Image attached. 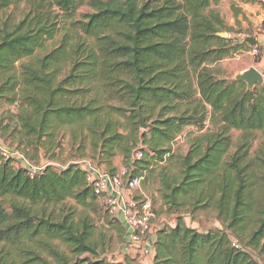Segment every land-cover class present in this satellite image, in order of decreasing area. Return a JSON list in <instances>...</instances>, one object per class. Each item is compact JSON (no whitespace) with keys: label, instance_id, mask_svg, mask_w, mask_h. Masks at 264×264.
<instances>
[{"label":"trees","instance_id":"obj_1","mask_svg":"<svg viewBox=\"0 0 264 264\" xmlns=\"http://www.w3.org/2000/svg\"><path fill=\"white\" fill-rule=\"evenodd\" d=\"M84 1L0 0V98L19 104L17 147L41 160L30 175L0 155V264H124L100 257L106 244L88 216L55 215L66 200L97 204L80 164L86 155L109 175L119 156L124 182L157 185L175 223L156 232L153 264H259L253 253L264 264V153L250 154L264 129V85L248 89L211 68L248 49L217 36L224 24L210 6L218 0H89L90 12L34 58ZM22 3L18 18L8 13ZM187 128L200 133L187 136L185 153L173 152ZM64 129L76 154L58 166L48 153ZM206 209L221 229L186 226L182 214Z\"/></svg>","mask_w":264,"mask_h":264},{"label":"rangeland","instance_id":"obj_2","mask_svg":"<svg viewBox=\"0 0 264 264\" xmlns=\"http://www.w3.org/2000/svg\"><path fill=\"white\" fill-rule=\"evenodd\" d=\"M89 0H85L82 4H80L76 10L73 12L72 16L70 19H60L58 21V25L61 28L60 32L58 35L53 39L46 41L44 43L43 49L40 51L38 50L34 58H42L44 55H46L50 50L55 48L57 44L61 41L62 35L64 33V30L70 29V23L71 21L76 22L80 21L87 13H89V8L87 6V2ZM20 9L26 10V5L25 3H22L21 6L17 8H12L11 10L8 11V13L12 14L14 13L17 18L18 15L20 14ZM71 40L70 42H72ZM238 54V53H236ZM254 60L257 61V58L254 57ZM228 68L225 66V69ZM217 73L221 74L219 76H222V69L217 68L215 70ZM264 72V71H263ZM262 72L263 76V83L262 84H257V86L264 85V74ZM224 73V72H223ZM225 75V74H224ZM223 75V76H224ZM232 76V75H231ZM229 76L228 80H233V78ZM3 97V96H0ZM19 112V104L18 103H8L6 98H0V128H8L7 131L5 132V136L1 137L3 140L4 146L11 150V151H17L20 154H22L25 159L29 162L30 165H32L34 168L39 167L41 164L39 159L35 160L33 153L28 151L24 152L22 148H18V127H17V114ZM144 124L149 125V123H146L144 121ZM141 131H144L146 129L140 128ZM204 130L202 131V133ZM191 133H197L199 134L200 132H197L196 129L194 128H187L183 131L182 135H180L175 141L171 143V150L173 152H179V153H185L187 151V136ZM0 135H1V130H0ZM240 133L238 131H232L229 134L231 142L235 145L238 138H239ZM57 143L60 145L59 148L54 149L52 152L48 153V156L52 157L56 160L53 161L56 165L58 166H65L67 163H69L71 158L73 157L74 154H76L75 149L71 148V138L69 135V132L67 129H64L63 131L60 132V136L56 140ZM234 151V148L231 150V152ZM29 154V155H24ZM44 154L43 152H41ZM256 153H264V129L260 132H257L255 134L254 140L251 144V149H250V154L253 157ZM86 154H89V151L86 150ZM32 156V157H31ZM35 160V161H34ZM44 165L47 161V159H42ZM52 162V163H53ZM81 167L84 169L87 164L93 165L94 166V161L90 156H85L83 160L80 162ZM117 165L119 168H123V163L121 157H117ZM96 166V165H95ZM100 171L105 172V169L103 167H99ZM144 197H147L152 201V204L154 206L155 214H156V220H155V225L158 228H162L164 226L168 225H174L175 223V216H170L166 215L163 212V207H162V202L158 194V187L157 185L154 184L152 181H146L142 183L140 186L139 190H135L133 192H130L129 198L133 199L136 202H140L144 199ZM97 204L93 206L92 210H85L82 209L80 206L75 205V203L71 200H66L65 204L62 206L58 207L55 211L56 216H62V215H68L69 210L68 208L73 209L75 208V218H79L80 215H86L89 217L92 225L94 226L95 232H94V239L98 241H104V245L106 244V247H103V250L105 251L104 254L102 255L101 250H99L100 257L102 258H107L110 261H118L123 259V256L120 254V249L121 246L124 244V237L123 234L124 232L118 230L116 228L117 224L115 223V220L112 217H109L106 215L104 209L101 207L98 201H96ZM182 218L186 224L187 227L196 229L199 232H206L208 230H213V229H221L222 226L220 223H218L214 216L213 213L206 209L205 211H200L196 212L195 214H182ZM56 246L59 247V249L66 253L68 256H70V253L67 251V249L61 245L59 242L55 241L54 242ZM102 249V248H101ZM254 259L261 264L259 258L253 253ZM83 258V257H82ZM128 262H132L135 264L134 261H129L126 259Z\"/></svg>","mask_w":264,"mask_h":264},{"label":"built area","instance_id":"obj_3","mask_svg":"<svg viewBox=\"0 0 264 264\" xmlns=\"http://www.w3.org/2000/svg\"><path fill=\"white\" fill-rule=\"evenodd\" d=\"M264 9V0H253ZM250 54L258 56L259 51L254 46ZM0 155L3 159H13L20 166L27 168L30 175L41 170L34 168L25 157L17 151L7 149L0 135ZM134 159H141L142 152L136 151ZM86 180L97 201L104 211L112 217H119L127 234V241L121 246L120 254L125 257L149 259L154 257V242L156 232L160 229L154 223L156 214L152 201L147 197L140 202L129 198L130 192L139 190L143 177H135L124 182L126 171L120 168L114 175L100 171V168L87 164Z\"/></svg>","mask_w":264,"mask_h":264},{"label":"crops","instance_id":"obj_4","mask_svg":"<svg viewBox=\"0 0 264 264\" xmlns=\"http://www.w3.org/2000/svg\"><path fill=\"white\" fill-rule=\"evenodd\" d=\"M210 9L219 13L224 24L222 33L227 35L226 39H231L233 43L240 44L243 41L246 42L248 38H251L256 41V44H258L261 49L260 58L258 61H255L250 52L252 47L256 44L250 46L246 42L248 44V49L246 51L240 50L237 52L238 54H234L232 57L220 61L211 68H214V70L221 68L223 70L222 74L225 75L220 77L225 79H228L231 75L233 79H236L237 76L251 68L256 69L262 74L264 71V9L253 0H218L211 4ZM225 66L228 68L225 69ZM216 74L218 76L221 75L217 72ZM112 165L116 169V172L120 169L117 165V157L113 160ZM123 237L124 242H126L127 234L125 231ZM126 259L134 261L135 264H153V261L149 259L125 256H123V259L116 261L124 264H134L128 262Z\"/></svg>","mask_w":264,"mask_h":264},{"label":"water","instance_id":"obj_5","mask_svg":"<svg viewBox=\"0 0 264 264\" xmlns=\"http://www.w3.org/2000/svg\"><path fill=\"white\" fill-rule=\"evenodd\" d=\"M218 37L226 39L227 35L225 33H219L217 34ZM246 42L250 46H254L256 44V41L254 39L248 38ZM236 81H241L246 83L248 89H252L254 86L257 84H262L263 83V76L260 72H258L256 69L251 68L241 75L237 76ZM139 126L142 129H147V125L144 124V120L141 118L139 120Z\"/></svg>","mask_w":264,"mask_h":264}]
</instances>
